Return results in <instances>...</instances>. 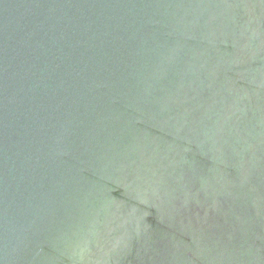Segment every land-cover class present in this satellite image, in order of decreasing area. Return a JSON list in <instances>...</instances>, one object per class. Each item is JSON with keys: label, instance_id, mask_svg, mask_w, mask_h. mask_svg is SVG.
<instances>
[{"label": "water", "instance_id": "95a60500", "mask_svg": "<svg viewBox=\"0 0 264 264\" xmlns=\"http://www.w3.org/2000/svg\"><path fill=\"white\" fill-rule=\"evenodd\" d=\"M0 264H264V0H0Z\"/></svg>", "mask_w": 264, "mask_h": 264}]
</instances>
